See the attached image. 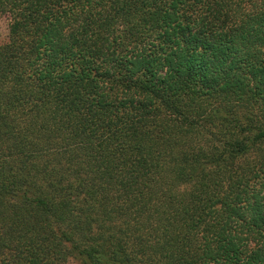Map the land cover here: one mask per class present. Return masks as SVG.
<instances>
[{
  "label": "trees",
  "instance_id": "trees-1",
  "mask_svg": "<svg viewBox=\"0 0 264 264\" xmlns=\"http://www.w3.org/2000/svg\"><path fill=\"white\" fill-rule=\"evenodd\" d=\"M0 18V264H264V0Z\"/></svg>",
  "mask_w": 264,
  "mask_h": 264
},
{
  "label": "rangeland",
  "instance_id": "rangeland-1",
  "mask_svg": "<svg viewBox=\"0 0 264 264\" xmlns=\"http://www.w3.org/2000/svg\"><path fill=\"white\" fill-rule=\"evenodd\" d=\"M7 34V19L0 18V42L6 38ZM68 264H77V261L69 260Z\"/></svg>",
  "mask_w": 264,
  "mask_h": 264
}]
</instances>
